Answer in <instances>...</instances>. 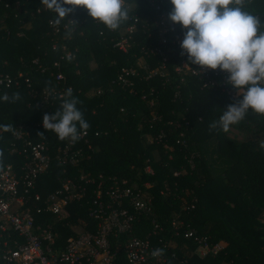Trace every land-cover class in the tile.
<instances>
[{"label":"trees","instance_id":"obj_1","mask_svg":"<svg viewBox=\"0 0 264 264\" xmlns=\"http://www.w3.org/2000/svg\"><path fill=\"white\" fill-rule=\"evenodd\" d=\"M151 1L127 0L128 19L117 30H109L83 7L60 18L56 0H0V74L21 70L32 83L0 88V97L17 92L21 97L15 103L0 99V125H24L30 138L50 145L51 165L38 181L43 191L84 173L128 178L140 186L152 183L151 213L137 218L133 231L149 237L156 218L164 230L152 237V245L175 253L172 264H264V148L260 147L264 116L249 111L229 132L209 131L210 123L242 97L220 73L211 72L206 78L176 69L188 63L180 55L184 33L174 25L164 42L157 15L163 12L168 17L171 4ZM248 7L264 19V0H253ZM134 15L140 18L138 29L128 52H123L115 42L127 33ZM69 19L77 26L71 23L65 28ZM51 21L59 24V32ZM63 43L71 53L61 58ZM36 58L38 64L33 63ZM123 67L136 70L131 85L118 81ZM59 71L64 80L56 79ZM68 88L81 101L77 107L90 124L86 136L77 141L84 157L76 164L59 163L56 150L66 140L42 125L43 116L61 104L59 96L52 104L43 102V90ZM233 130L244 135L242 140L231 134ZM11 139L12 129L0 128L3 166L11 163L19 168L23 158L11 152ZM88 206L86 198L69 205L70 214L55 226L61 245L73 234L69 222L90 219ZM173 219L182 220L178 236L170 226ZM188 227L212 243L227 244L219 253L201 257L193 238L184 236Z\"/></svg>","mask_w":264,"mask_h":264},{"label":"built area","instance_id":"obj_2","mask_svg":"<svg viewBox=\"0 0 264 264\" xmlns=\"http://www.w3.org/2000/svg\"><path fill=\"white\" fill-rule=\"evenodd\" d=\"M151 3L155 4L153 0ZM156 8L161 9L159 5ZM139 20V16L134 15L133 21L125 28L127 33L115 42L119 50L128 52ZM157 22L161 25L165 42L166 35L174 25L163 12L157 15ZM50 23L56 32L60 31L59 24ZM69 24L70 21L64 25L65 28ZM61 47L65 51L61 58L69 56L71 52L68 46L63 43ZM142 61L143 58L138 64H143ZM33 63L38 64V59H34ZM54 64L60 67V61ZM183 68L206 78H210V73L214 72L227 79L226 74L219 70L192 68L185 62L176 69L181 71ZM135 73L134 68L123 67L118 81L131 85L130 76ZM56 79L64 80L63 72L59 71ZM22 84L31 87L32 83L30 76L21 70L16 74H0V88L20 87ZM63 91L44 89L42 101L52 104V99L60 97L65 93ZM97 93H101V90L98 89ZM25 131L24 125L13 127L10 142L11 152L21 156L23 163L19 168L11 163L0 168V264H172L170 260L175 258V253L152 256L153 250L162 248L152 245V237L164 230L156 218L152 220L153 230L149 237H139L133 231L135 220L151 213L153 197L148 188L152 183L146 182L140 186L128 178L115 175L106 178L103 174L97 178L84 173L79 179L62 180L54 190L43 191L38 181L51 165L50 145L45 140H33ZM86 134H82V137ZM88 148H92L91 144H88ZM83 157V147L70 140L56 150V158L61 164H76ZM84 198L89 204L90 219H80L77 224L69 222L73 234L61 245V234L55 226L70 214L68 207L71 203ZM170 226L174 235L181 234L182 220L173 219ZM77 227L82 230L77 231ZM184 236L193 238L201 257L215 255L227 244L222 240L212 243L207 235L198 234L192 227L185 230Z\"/></svg>","mask_w":264,"mask_h":264},{"label":"clouds","instance_id":"obj_3","mask_svg":"<svg viewBox=\"0 0 264 264\" xmlns=\"http://www.w3.org/2000/svg\"><path fill=\"white\" fill-rule=\"evenodd\" d=\"M58 16L67 17L77 7L86 9L93 21L109 30H117L129 17L127 0H56ZM253 0H170L168 20L183 31L180 55L188 63L203 70H219L226 74V83L242 97L229 104L218 120H213L209 131L227 133L231 126L245 120L249 111L264 116V19L249 10ZM70 5L71 7H66ZM73 25L76 22L69 20ZM60 20H57L59 23ZM71 59V57H69ZM51 94V91H50ZM15 103L20 94L0 97ZM61 104L52 114L42 118L43 127L56 134L59 140L79 141L90 124L77 107L81 103L71 88L60 96ZM10 131L12 125H0ZM43 136V133H38ZM264 148V141L260 142ZM4 153L0 151V168ZM164 255V250H153L152 256Z\"/></svg>","mask_w":264,"mask_h":264},{"label":"rangeland","instance_id":"obj_4","mask_svg":"<svg viewBox=\"0 0 264 264\" xmlns=\"http://www.w3.org/2000/svg\"><path fill=\"white\" fill-rule=\"evenodd\" d=\"M233 136H235L236 137V139L239 141V140H242V138H243V134L242 133H239L237 130H233V133H231ZM76 230L77 231H80V230H82L81 229V227H77L76 228Z\"/></svg>","mask_w":264,"mask_h":264}]
</instances>
